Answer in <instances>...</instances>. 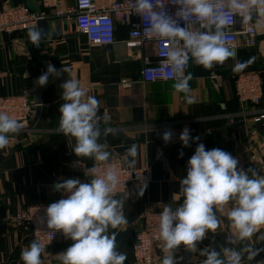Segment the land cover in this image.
I'll list each match as a JSON object with an SVG mask.
<instances>
[{
    "label": "crops",
    "instance_id": "crops-1",
    "mask_svg": "<svg viewBox=\"0 0 264 264\" xmlns=\"http://www.w3.org/2000/svg\"><path fill=\"white\" fill-rule=\"evenodd\" d=\"M110 1L99 0V4L104 7ZM72 3L73 0H64L62 6ZM18 6L40 13L48 24V36L41 40L40 49H35L28 31L0 35V98L26 95L37 100L42 109L27 133L10 135L8 147L0 150V264H23L20 254L30 245L32 237L19 220L22 212L35 204L56 202V182L75 178L88 182L89 177L71 167L74 160H81L86 169L94 166L92 159L75 155L74 138L57 131L59 108L64 103L60 85L68 78V73L60 78L50 76L46 86H39L37 79L47 71L49 63L58 70L63 66L69 68L72 78L80 81L88 95L98 99V115L111 117L110 122L101 127L110 126L117 134L101 135L99 141L107 145L111 158L123 160L126 149L135 143L139 148L135 168L149 170L150 183L143 195L137 193L133 199L125 198L123 211L128 223L109 229V235L127 228L138 231L145 223L148 210L160 211L165 205L175 209L182 203L180 180L186 177L187 162L199 143H203L206 150L220 148L234 158L240 157L244 169L238 165L239 169H253L264 175V121L254 123L256 113L242 112L234 89L237 72L233 71L238 61L252 60L242 71L257 72L264 78V32L257 48L235 50L236 59H228L210 70L190 60L186 73L193 77L189 83L194 103L188 104L184 94L173 89L174 81L143 82L144 66L157 62L155 44L128 48L130 27L125 24L116 23L114 44L93 45L75 22L54 17L52 10L44 8L40 0H3L0 10ZM123 81L133 86L124 87ZM255 111L264 113V98ZM185 127L190 129L193 138H200L190 141V147H183L179 140ZM169 130L173 135L166 144L162 136ZM161 159L167 162L169 169ZM122 196L126 197L116 198ZM231 232L226 216L222 215L217 231L210 232L198 244L196 253L189 252L183 245L174 252L177 264H201L205 257L200 256L199 251L213 247L219 252L221 246H230L226 236ZM72 243L62 234L42 254L44 264H60L57 254ZM250 243L257 249L264 248V241H257L256 237ZM124 252L127 262L134 264L133 247ZM162 258V251L157 250L154 264H160ZM257 261H264V251L252 264Z\"/></svg>",
    "mask_w": 264,
    "mask_h": 264
},
{
    "label": "clouds",
    "instance_id": "clouds-1",
    "mask_svg": "<svg viewBox=\"0 0 264 264\" xmlns=\"http://www.w3.org/2000/svg\"><path fill=\"white\" fill-rule=\"evenodd\" d=\"M178 6L174 17L165 11V5ZM133 12L139 15L146 27L143 35L148 40L170 42L163 63L171 69L173 89L183 93L188 104L194 103L190 81L192 74L186 73L189 61L210 70L222 65L236 53L225 43L228 15L239 17L240 24L249 31H264V0H132ZM183 21L185 26H180ZM199 27L194 29L193 25ZM32 45L39 47L45 33L43 28L28 30ZM252 60L237 62L234 72L244 70ZM68 78L60 85L62 100L60 106L58 133L75 139L72 149L77 157L92 159L94 166L88 168L85 176L89 182L80 179H66L56 182L54 190L66 195L45 209L47 228L53 235L62 232L73 241L65 251L57 254L60 264H124V253L118 252L116 233L109 235V229H116L128 223L124 215L126 197L116 198L120 184V170L111 164L112 154L107 145L100 143L101 135L115 136L117 130L107 125L111 117L98 115L100 103L95 96L88 95L79 80L72 78L67 67L56 69L48 64L47 71L40 75L37 84L46 86L49 77ZM22 124L5 112H0V150L8 147L10 135H18ZM172 132L165 131L162 139L167 144ZM193 138L185 127L179 140L183 147H190ZM139 148L132 144L123 154V164L135 169ZM183 156V152H180ZM97 165H104L99 168ZM251 172V176L249 175ZM147 184L141 185L138 195L142 196ZM182 203L173 209L165 205L159 214V240L163 258L160 264H177L174 252L183 245L196 253L198 244L215 233L220 226L221 216H226L232 232L226 236L227 244L218 252L209 247L199 251L205 257L201 264H252L264 248L257 249L250 243L253 237L264 241V175L255 170L238 168V160L231 153L220 148L206 150L199 143L187 162V175L180 180ZM44 222L43 219L40 221ZM45 246L37 240L21 251L23 264H44L42 254ZM256 264H264L257 261Z\"/></svg>",
    "mask_w": 264,
    "mask_h": 264
},
{
    "label": "built area",
    "instance_id": "built-area-1",
    "mask_svg": "<svg viewBox=\"0 0 264 264\" xmlns=\"http://www.w3.org/2000/svg\"><path fill=\"white\" fill-rule=\"evenodd\" d=\"M44 8L52 10L54 17L76 23L78 29L83 32L90 44L112 45L116 40V23L130 27L126 46L130 49H140L147 43H154L156 48L157 62L149 63L142 70V80L144 83L170 82L174 81L171 69L163 61L167 56V48L170 42L165 40H148L143 32L146 25L142 18L132 10V0H111L102 7L99 0H73L69 6H62L64 0H40ZM3 0H0V4ZM178 6L168 3L165 11L174 17ZM227 35L225 43L232 50L257 48L260 42L261 32L249 31L240 24L239 17L228 15ZM44 17L27 6H18L0 10V35L4 33H15L28 31L37 28L40 20ZM180 26H185L183 21H179ZM194 24L193 28H198ZM35 49H40L34 46ZM188 68V67H187ZM235 96L242 112L256 113L254 123L264 121V113H257L255 109L261 104L264 98V78L257 72L239 71L234 77ZM122 85L131 88V82L123 81ZM39 103L34 98L26 95L7 96L0 98V112H5L17 119L22 124L20 133H27L36 114ZM111 164L120 170V184L115 196L128 193V198L136 197L142 184L150 183L148 168L128 169L123 160L111 158ZM71 167L79 172L85 173V168L81 160H74ZM99 168L104 165H97ZM91 177H89V180ZM89 182V181H88ZM87 183V182H86ZM146 187V188H147ZM145 188V189H146ZM66 198L65 194L58 192V199ZM51 203H40L27 207L20 215V222L24 230L30 234L33 240H37L45 246V251L58 241L62 232H55L47 228L45 209ZM162 210H148L144 216V225L136 231L134 235L133 247L134 264H154L157 250H161L162 244L159 240V214ZM41 219L44 220L41 223Z\"/></svg>",
    "mask_w": 264,
    "mask_h": 264
},
{
    "label": "water",
    "instance_id": "water-1",
    "mask_svg": "<svg viewBox=\"0 0 264 264\" xmlns=\"http://www.w3.org/2000/svg\"><path fill=\"white\" fill-rule=\"evenodd\" d=\"M48 24H46V21L43 19V20H40L39 23H38V28H43L44 29V33H45V36L43 39L47 38L48 36V27H47ZM235 51V50H234ZM236 53V52H235ZM230 60H233L231 58H229ZM236 59V58H235ZM214 82L216 83V80H214ZM41 107L38 106L37 109H36V114H35V117L33 119V122H32V125L35 124V122H37L40 114H41ZM238 160V165L244 169V161H242V159L239 157V158H236ZM164 164H165V167L167 169L168 168V165H167V162L164 160V159H161ZM136 231L133 230L132 228H127L126 230L124 231H119L117 234H116V242H117V251L120 252V253H124L125 254V249L130 247L133 243H134V235H135ZM213 249V247H212ZM126 255V254H125ZM124 264H129L127 262V260H125Z\"/></svg>",
    "mask_w": 264,
    "mask_h": 264
}]
</instances>
